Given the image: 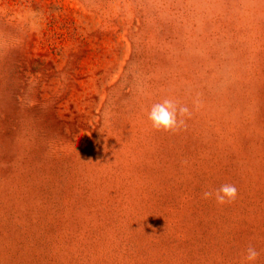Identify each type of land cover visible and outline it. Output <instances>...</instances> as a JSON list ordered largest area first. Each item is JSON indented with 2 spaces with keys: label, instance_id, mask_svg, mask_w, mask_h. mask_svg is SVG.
<instances>
[{
  "label": "rangeland",
  "instance_id": "rangeland-1",
  "mask_svg": "<svg viewBox=\"0 0 264 264\" xmlns=\"http://www.w3.org/2000/svg\"><path fill=\"white\" fill-rule=\"evenodd\" d=\"M165 98L178 130L148 120ZM223 184L231 203L202 197ZM249 245L264 264V0H0V264Z\"/></svg>",
  "mask_w": 264,
  "mask_h": 264
},
{
  "label": "clouds",
  "instance_id": "clouds-1",
  "mask_svg": "<svg viewBox=\"0 0 264 264\" xmlns=\"http://www.w3.org/2000/svg\"><path fill=\"white\" fill-rule=\"evenodd\" d=\"M195 108L199 109L202 104L197 98L193 101ZM191 111L187 106L179 105L170 98H165L162 102L153 104L148 111V120L156 130L175 131L185 126V118H191ZM204 199L213 198L217 204L223 205L231 203L237 197V188L232 184H223L218 189L212 191H204L202 194ZM259 256V252L255 247L249 245L246 249L244 259L250 264H254Z\"/></svg>",
  "mask_w": 264,
  "mask_h": 264
}]
</instances>
